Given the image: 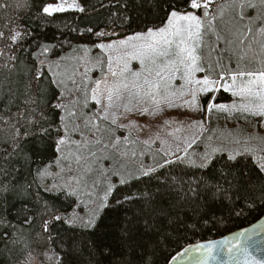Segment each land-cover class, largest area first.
Instances as JSON below:
<instances>
[{"label":"snow or ice","instance_id":"snow-or-ice-1","mask_svg":"<svg viewBox=\"0 0 264 264\" xmlns=\"http://www.w3.org/2000/svg\"><path fill=\"white\" fill-rule=\"evenodd\" d=\"M151 3L158 22L136 29L127 0H115L107 6L119 31L65 25L56 43L34 46L28 29L0 32L5 49L31 48L26 81L13 79L20 57L0 50L3 158H23L21 169L0 166V193L31 197L37 207L24 223L39 219L49 264H67L61 230L88 237L94 264H155L181 232L254 212L264 219V0ZM37 11L51 23L88 9L39 0ZM180 108L188 119L173 121L168 110ZM221 115L241 126L213 127ZM24 168L31 180L12 184ZM0 226L12 227L2 216ZM262 245L242 229L182 254L194 247L197 264H264L253 254Z\"/></svg>","mask_w":264,"mask_h":264},{"label":"trees","instance_id":"trees-1","mask_svg":"<svg viewBox=\"0 0 264 264\" xmlns=\"http://www.w3.org/2000/svg\"><path fill=\"white\" fill-rule=\"evenodd\" d=\"M110 3H115V0H84V6L88 9L86 14L81 13H66L60 14L59 19L54 20L51 23L46 22L40 18V13L37 11L39 7V0H0V32H3L6 36L10 35L17 29L23 31L28 29L31 32V38H34L35 42L41 43H56L57 39H61V32H66L65 25L79 24L81 28L89 24L104 23L109 27H116L119 31L122 29L121 21L117 15L116 7H108ZM105 5L102 7L101 5ZM95 6L94 8L92 6ZM126 15L132 18L131 28L136 29L138 26L143 27L145 24L156 23L157 13L151 3V0H127ZM76 17L77 19H73ZM114 21V23H113ZM72 35H75L74 33ZM24 51L16 49L15 51H9L5 49L4 41H0V50H3L5 57L8 55H16L20 57L18 63L17 74L13 79L27 80V52L31 50L29 44L25 42ZM4 57H0V63H3ZM226 94L222 99H226ZM170 117L173 121H186L188 119L186 110L170 109L168 110ZM148 120L154 118L148 117ZM140 123H144L141 120ZM233 124H236L237 128L241 125L235 120L225 121L221 115L219 118L213 117V127L231 128ZM244 127H247L245 125ZM171 130V129H169ZM32 143L24 145L25 153L29 152L33 148ZM11 151V147L0 141V166L8 167L10 169H21L23 164V158L12 157L9 160H5L7 152ZM51 155V153H48ZM148 162H151L150 160ZM8 180L12 184L24 185L31 180V176L28 175L27 168L22 169L20 172L13 171L12 175L8 177ZM7 182V181H5ZM36 205L32 201L31 197L22 196L19 192V188L14 192L0 193V216L6 218V223H10L12 227L5 231V226H0V252L6 245L9 238H13V230L17 227L23 229L36 228L40 233V222L37 218L36 222L31 226L24 223L25 216H31L36 209ZM261 215L259 212H254L248 215L246 218L233 217L220 223L217 226L208 225L203 228H198L196 231L189 229L186 233L181 232L177 235V238L170 241L166 249L158 252L155 257V264H166L167 259H171L173 256H177L184 248L190 245L216 240L223 236H226L232 232L246 228L256 221ZM192 219H188L186 223L189 225L194 223ZM71 237V239H70ZM61 239L57 243L60 247L68 250L67 264H90L92 259L94 264V258L89 257V239L87 236L80 235L78 233L67 232L66 234L61 230ZM45 249V248H43ZM15 258L11 260H5L0 257V264H11ZM9 261L11 263H9ZM107 264V262H105Z\"/></svg>","mask_w":264,"mask_h":264},{"label":"rangeland","instance_id":"rangeland-1","mask_svg":"<svg viewBox=\"0 0 264 264\" xmlns=\"http://www.w3.org/2000/svg\"><path fill=\"white\" fill-rule=\"evenodd\" d=\"M13 238H9L6 245L1 249L0 257L5 260L15 258L11 264H25V258L30 252L31 257L28 264H49L45 258L43 242L39 239V232L36 228L23 229L17 227L12 232ZM50 255V253H49Z\"/></svg>","mask_w":264,"mask_h":264},{"label":"water","instance_id":"water-1","mask_svg":"<svg viewBox=\"0 0 264 264\" xmlns=\"http://www.w3.org/2000/svg\"><path fill=\"white\" fill-rule=\"evenodd\" d=\"M262 226H264V219H259L258 221H256L252 225H250L246 228H243V229H249L250 233L253 236V242L259 243L260 241H264V227H262ZM254 227H255L256 231L252 232V229ZM241 230L242 229H240L238 231H241ZM238 231H235V232H238ZM230 234H228V235H230ZM228 235H226V236H228ZM223 237L216 239V240H220ZM205 242H207V241L199 242V243H196V244H193L190 246H195L197 244H201V243H205ZM182 253H183V251H181L177 256H175V257H177L175 264H197V261L199 260L200 255H201V251L196 250L194 247H193V250L190 251L189 253H187V254H182ZM253 254L255 256H257V258L264 257V245H262L261 247L254 248ZM225 260H227V257H225ZM213 264H215V262H213Z\"/></svg>","mask_w":264,"mask_h":264}]
</instances>
